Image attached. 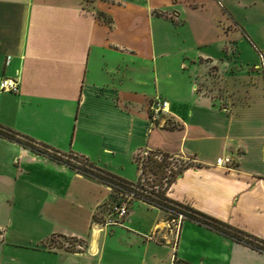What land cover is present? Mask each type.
<instances>
[{
  "label": "crops",
  "instance_id": "1",
  "mask_svg": "<svg viewBox=\"0 0 264 264\" xmlns=\"http://www.w3.org/2000/svg\"><path fill=\"white\" fill-rule=\"evenodd\" d=\"M257 12L264 0H0V75L18 77L0 90V125L126 181L140 176L139 151L183 158L163 195L264 239ZM246 38L259 62L243 67L233 42ZM154 96L168 105L150 123ZM113 192L0 135V264H264L192 218L173 243L167 211L142 199L105 225ZM55 233L83 245L47 244Z\"/></svg>",
  "mask_w": 264,
  "mask_h": 264
},
{
  "label": "built area",
  "instance_id": "2",
  "mask_svg": "<svg viewBox=\"0 0 264 264\" xmlns=\"http://www.w3.org/2000/svg\"><path fill=\"white\" fill-rule=\"evenodd\" d=\"M18 87V77L8 76V75H0V90L4 91H16ZM168 105L167 100L154 96L151 101L148 103V120L150 123H153L155 120L157 121L161 114L165 111ZM168 124L173 125L174 121L168 119ZM55 154L60 157L66 159L67 161L73 163L78 167H83L88 170L99 173L109 179L106 183L109 185V188L116 193V199L109 205L104 217L103 224H111L117 223L119 218L126 213L127 203L130 199H142L148 203L157 204L159 200L164 201L152 191L144 189L142 184V177H138L134 181H126L115 177L111 174L103 172L99 169L91 166L83 157L73 154V153H61L55 151ZM230 157L228 156H219L216 157L215 163L224 165L225 167L229 166ZM165 186V185H164ZM158 201V202H157ZM168 217H167V225L173 230V243L174 239L177 235V231L180 225V222L184 218V215L180 211H173L169 208L166 209Z\"/></svg>",
  "mask_w": 264,
  "mask_h": 264
},
{
  "label": "rangeland",
  "instance_id": "3",
  "mask_svg": "<svg viewBox=\"0 0 264 264\" xmlns=\"http://www.w3.org/2000/svg\"><path fill=\"white\" fill-rule=\"evenodd\" d=\"M244 9H238V16L244 15ZM259 21L255 24V31L259 35L264 36V13L257 12ZM245 40H240V42H233L236 45V57L241 61V65L251 66L254 62H259L256 52L253 50L255 47L246 38ZM136 162L139 164L141 173L139 177H142V184L144 189L152 191L155 195H162L164 191V185L168 179L176 173L180 168L186 165L183 158L172 156L166 153H160L154 150L139 151L135 155ZM112 195L116 199L117 195L114 192ZM113 200V201H114ZM109 208V205H107ZM47 244L54 245L63 249H77L78 246L83 245V239H76L64 234L55 233L50 235L46 240Z\"/></svg>",
  "mask_w": 264,
  "mask_h": 264
},
{
  "label": "trees",
  "instance_id": "4",
  "mask_svg": "<svg viewBox=\"0 0 264 264\" xmlns=\"http://www.w3.org/2000/svg\"><path fill=\"white\" fill-rule=\"evenodd\" d=\"M0 135L7 137L9 139H12L14 141L19 142L20 144H22L25 147L30 148L33 151L39 152V153H45L47 155H49L52 158H55L57 160H60L72 167H76L77 169H80L82 171L85 172H89L92 173L96 176H98L99 178H101L103 181L107 182L109 181V179L99 173H96L94 171L88 170L86 168L83 167H78L76 165H74L73 163L67 161L66 159L60 157L59 155L55 154V151L60 152L58 150L52 149L50 147H48L47 145H45L44 143H40L38 141H35L34 139L23 135L21 133L15 132L7 127H3L2 125H0ZM63 153V152H61ZM180 170V169H179ZM178 170V171H179ZM177 172V171H176ZM158 197H160L162 200H159V202L157 203L160 207H162L163 209H171L173 211H180L182 212V214L184 215V218H192L194 220H196L199 223H202L208 227H211L219 232H222L223 234L231 237L232 239L239 241V242H243L247 245H249L250 247L264 252V239H261L259 237H256L254 235H251L249 233H246L245 231H242L241 229H238L234 226H231L223 221H220L218 219H215L213 217H210L208 215H205L199 211H196L192 208H190L189 206L179 203V202H175L171 199H168L167 197H165L162 193V195H158Z\"/></svg>",
  "mask_w": 264,
  "mask_h": 264
}]
</instances>
